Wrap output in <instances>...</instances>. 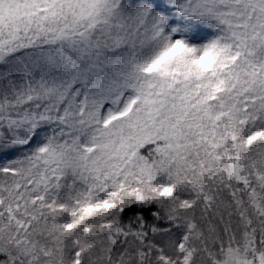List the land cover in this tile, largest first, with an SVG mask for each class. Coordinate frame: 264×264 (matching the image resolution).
<instances>
[{
	"label": "snow or ice",
	"instance_id": "6c2138e0",
	"mask_svg": "<svg viewBox=\"0 0 264 264\" xmlns=\"http://www.w3.org/2000/svg\"><path fill=\"white\" fill-rule=\"evenodd\" d=\"M0 264H264V0H0Z\"/></svg>",
	"mask_w": 264,
	"mask_h": 264
}]
</instances>
